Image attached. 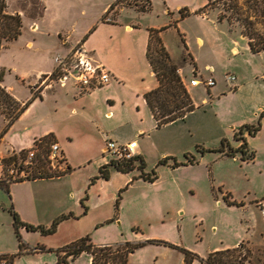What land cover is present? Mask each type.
<instances>
[{"label":"rangeland","instance_id":"1","mask_svg":"<svg viewBox=\"0 0 264 264\" xmlns=\"http://www.w3.org/2000/svg\"><path fill=\"white\" fill-rule=\"evenodd\" d=\"M115 1H117L116 8L109 14L112 19L124 10V15L131 17L135 14V10L141 11L146 5L151 8L149 0ZM229 2L230 0L215 2L208 7V11L216 13L218 19L221 14L230 15L233 12V16H239L236 9L231 8L233 3ZM238 2L240 16L244 18L249 14L255 30L263 36L264 17L244 0ZM43 5V0H8V10L20 12L24 26L17 40L6 43L0 49V75L3 74L5 85H11L13 93L20 99L29 96L30 88L38 94H41L44 88L49 90L61 88L59 84L40 86L39 77L36 79V85H30V88L18 80V75L25 73L36 75L40 67L49 64L54 40L51 36L33 32L31 28V24L39 19ZM144 17L142 16L145 22L159 25L168 21L167 19L171 20V17L163 12L160 0H153V12ZM222 21L241 41L243 22L236 19L230 23L227 18ZM197 24L194 19H189L183 23V26L189 29L188 39L191 41V47L203 61L210 59V56L206 48L197 46L193 31H196ZM44 27H46L45 31H48L47 29L52 31V28ZM33 38L37 39V43L34 48H30L26 42ZM166 39L176 61H179L183 54L187 61H191L176 29L172 27L168 30ZM220 64L217 66L221 74L227 68ZM180 67L183 65L180 64ZM190 69V66L185 68L186 76L183 79L188 83L193 78ZM210 73L207 70L206 76H210ZM124 75L125 82L119 87L103 89L107 86L105 85L91 91H98L94 101L102 113L109 110L108 105L112 104V100L117 105L115 116L101 117L98 127L107 137L106 141L126 142L137 139L144 149L146 170L150 172L156 169L159 172L158 179L154 182L144 180L140 177L137 168L125 175H120L112 169L110 185L105 190L101 188V195L94 193L91 202L92 209L95 207L94 214L100 213L97 208H101L103 215L114 209L115 215L118 216L117 220L93 227L90 226L89 221L77 226L71 223L72 225H67L69 227L66 226L58 233L49 236H43L38 231H29L25 227L21 228L22 239L28 245V250L44 249L19 255L15 258L14 264H59L56 249L87 235L94 244H117L126 241L144 243L131 254L128 264H182L184 254L181 247L195 252L200 257L192 264H204L201 259L211 251L234 248L242 242L243 245L238 251L225 256L228 263L264 264V150L256 151L254 160L235 162L233 159L220 157L210 151H207L203 157L204 154L197 148L198 146L214 148L221 143L214 140V137L217 133H223L230 121L235 120L238 113L243 111L240 102L229 97L215 105L213 103L215 95L211 99L203 84L192 85L189 92L197 106V111L192 115L194 126L191 128L184 121L176 123L172 121L157 127L148 111L139 113V108L143 106L142 90L147 85L156 84L151 68L148 66L146 69L141 67L140 70L138 68L131 70L128 67ZM198 77L201 78V75L198 74ZM1 83L4 84L3 81ZM108 94L111 95L110 98H106ZM204 97L209 99L208 103L203 101ZM2 111L3 107L0 106V119L1 116L5 117ZM42 115L46 119L53 120L64 117V89L56 96L46 97L45 101L33 110L32 116L24 122L28 123L27 130L43 131L44 128L39 121H31L32 118H40ZM61 126L64 129V125ZM140 128L143 132H139ZM88 129L91 131V135L86 138L89 148L83 151L95 154V151L100 149L101 135L94 127ZM188 148L197 157V162L193 165L173 167L172 159H168L167 163H160L165 153H169L167 157H175L179 162L185 161V149ZM106 155V159H111V155ZM46 161L47 170L54 171L48 158ZM96 165L97 162L93 161L86 169L77 171L78 178L81 181L86 180ZM93 177L95 176H91V184ZM128 177L130 181L122 188H117L118 183ZM10 184L6 183L0 187V203L5 205L0 208V249L18 252L20 243L13 225V216L8 210L10 198L4 189ZM228 192L231 194V200L236 201V204L227 203L224 194ZM118 198L120 203L119 209L116 210ZM48 221L50 222L29 223L50 225L53 219ZM90 257L84 252L76 259L69 258L68 262L91 264ZM4 262L6 263V260L1 264Z\"/></svg>","mask_w":264,"mask_h":264},{"label":"crops","instance_id":"2","mask_svg":"<svg viewBox=\"0 0 264 264\" xmlns=\"http://www.w3.org/2000/svg\"><path fill=\"white\" fill-rule=\"evenodd\" d=\"M160 1L163 6V12L166 16H170L171 20L167 19L168 21L159 25L144 21V16L153 12V0H150L151 9L149 11L135 10V14L128 17L124 15V10L116 18H113L112 21H105L104 16L110 11L111 5L116 2L115 0H43L45 5L43 15L39 19H36L34 24H31V28L33 32L39 33V35H48L53 38V50L50 53L49 64L45 67H40L36 71V75L27 73L18 75V80L22 84L28 85L29 88L30 85L35 86L36 79L40 75L54 68V57L56 54L65 53L78 42L83 41L87 48L92 51L94 57L106 64L112 73L113 79L103 89L116 88L123 85L125 82L124 74L128 67L131 70L134 68L140 70L141 67L146 69L148 66L151 68V72L156 78V84L147 85L142 90L143 106L141 105L142 107L139 108V113H146L148 111L156 123L144 98V93L155 88L159 83L148 60L147 51L150 29L164 28L160 31V36L170 53L172 61L179 67L182 79H185V68L187 66L191 67L190 71L193 76L198 74L206 76L207 70L213 68L214 71L210 75L216 78V85L207 89L211 99L215 95L213 103L217 105L224 99L233 97L243 107V111L238 113L236 119L230 121L231 123L227 125L223 133H217L218 135L216 134L214 140L221 142L225 138L233 147L237 148L242 144V140L235 139V134L241 126L255 123L261 118L262 127L258 133L251 136L245 130L244 136L247 139L250 150H255V152L259 149L264 150V50L259 53L252 52L249 40L244 34H240V41L234 36L224 21L218 20L216 13H210L208 8L207 10L206 8L202 10L210 0ZM182 8H187L190 14L182 17L180 14ZM189 19H194L198 23L195 28L196 31L193 30L195 32V41L199 48H206L208 50L210 59L201 61L200 56L192 49L191 41L188 39L189 29L183 26V23ZM44 26L52 28V31H49L50 29L45 31L46 27ZM34 27L36 28L33 29ZM172 27L179 32L181 39L184 38V41L183 39L182 41L184 44H187L185 51L191 61H187L184 58V54L179 61H176L173 57L172 49L166 39V33ZM36 43L37 39L33 38L29 39L26 45L34 48ZM219 63L224 68H227L224 73H219V66H217ZM180 64L183 67H180ZM227 73H234L237 76L234 88H231V85L226 80L225 76ZM3 79L4 84L1 83L2 81L0 83L6 86L8 91L20 102H25L31 98V88L29 96L20 99L13 93V87L5 85V78ZM184 82L190 91L192 85L186 81ZM62 89H64V117L54 120L46 119L43 115L40 118H32L31 121H39L44 130L38 132L27 130L28 123L24 122L32 116L33 110L43 103L46 97L51 95L56 96L62 92ZM97 92L81 93L73 83H69L64 87L61 86L57 90L44 88L41 91L42 97L36 98L18 120L5 132L3 130L7 122L5 117L1 116L0 132L2 144L0 146V153L8 155L12 151L27 149L33 145L36 139L53 134L54 140L60 143L64 155V164L67 168L60 175L20 180L10 184V205L13 204L15 210L23 220L37 223L50 222L48 220H54V218L62 214L73 213V216L60 222L56 233L71 223L77 226L83 225L85 221H89L88 223L93 227L99 224H110L112 221L117 220L118 216L115 215L114 209L110 210L106 215L102 214L101 208L96 209L100 212L99 214H94L95 207L92 209V196L94 193L101 195V188L104 190L108 188L111 183L112 169L120 175L129 173L119 171L114 166H109V179L100 177L91 184V176L98 175L100 168L110 161V159H106L107 155L105 153L108 140L106 141L107 137H105L104 132L99 129L98 125L101 123V117H114L116 114L115 108H117L116 103L112 100V104L108 105L109 110L102 113L94 101ZM110 96L108 94L106 98H110ZM203 101L208 103L209 99L204 97ZM196 109L186 114L184 118L174 120L172 123L184 121L192 128L195 124L192 115L197 111ZM262 113L263 115H261ZM23 123L24 125H22ZM62 124L64 125V129L61 126ZM89 127H94L98 134L101 135L100 149L95 151V154L83 151L89 148L86 139L91 135ZM209 131L212 132L210 129ZM139 132H143V129L140 128ZM137 143L136 156L140 155L144 157V149L138 140ZM188 152L191 153L190 149H185V154ZM214 153L223 158L233 159L235 162L242 160L240 153L235 157L224 156L219 152ZM168 154L165 153L164 157H167ZM202 156L204 157L205 153ZM93 161H96L97 165L88 174L86 180L82 179L81 181L78 178L77 171L83 168L86 169ZM145 171H147L146 168ZM129 181L130 177L122 179L118 183L119 187L117 188H122ZM89 190L90 192H88ZM86 194L87 200L85 199ZM83 200L86 207L82 203ZM1 206L4 207L5 205L0 203V208ZM16 252L0 249V254H12ZM182 264H184V260Z\"/></svg>","mask_w":264,"mask_h":264},{"label":"trees","instance_id":"3","mask_svg":"<svg viewBox=\"0 0 264 264\" xmlns=\"http://www.w3.org/2000/svg\"><path fill=\"white\" fill-rule=\"evenodd\" d=\"M223 1L226 0H210L208 4L204 8H202V10L211 7L215 2ZM244 1L246 4H249L251 8L255 9L256 12H260V15L264 17V0ZM229 3H233L231 4V8L236 9L237 15L239 16H233L234 12L230 15L221 14L218 20L222 21L224 18H227L230 23L232 21H235L236 19L241 20L243 22H241L243 24L242 34H244L248 38L252 52L259 53L263 51L264 34L263 36L261 34H258V32L254 28V22L251 20V16L249 14L244 18L240 16V14L238 13V0H230ZM114 5L115 3H113L111 7H114ZM44 8L45 5H43V11L40 13L39 18L43 15ZM150 9L151 8L146 5V8H141V11H149ZM227 9L228 8H226V10ZM180 14L182 17H185L189 15L190 12L187 8H182L180 10ZM23 26L24 23L22 14L17 11L10 12L8 10V0H0V49L6 43L17 40L22 34ZM163 29L164 28L150 29V39L148 44L147 56L159 83L155 88L144 93V98L156 120L157 127H161L164 124H167L179 118H184L186 114L195 110L197 107L184 80L182 79V76L178 72V66L172 62L170 53L163 43V40L160 36V31ZM182 39L184 41V38ZM185 46H187L186 43ZM0 81H3V74L0 75ZM38 97L41 98L42 95L32 91L31 98H29L25 102H20L8 91L6 86L0 83V106L3 107L2 113H5V118L7 121L3 132L7 131L8 128L16 120H18L22 113ZM261 115H263V113ZM261 127V118H259L255 123L242 125L239 131L235 134V139L242 140V144L237 148L233 147L231 143L225 138L221 140L220 145L216 148H200V146H198L197 148L202 154L206 153L207 151H211L219 152L224 156L235 157L238 153H240L241 159L243 161L254 160L256 157V152L255 150H250L248 148V143L246 137L244 136V131L246 130L248 135L254 136L258 133ZM42 139L45 140V142H50L54 139V135L49 134L42 137ZM47 151L48 148L44 147L43 152L39 156L38 167L44 170V172L37 177H51L62 174L48 172L46 161V154L48 153ZM185 157L186 160L182 162H179L175 157H164L160 161V163H167L168 159H172L173 167H177L179 165L194 164L197 162L196 155L192 153H186ZM109 166H114L119 171L126 173L137 168L140 170V177L149 182H154L159 177V172L156 169H153L150 172L145 171L146 161L143 156L137 155L134 158L127 160H111L109 163L100 168V173L92 179L93 183L97 178L100 177L109 179ZM4 189L11 199L9 186L5 187ZM230 197L231 194L229 192L225 193L224 198L227 203L231 205L236 204V201L231 200ZM86 198L87 196L85 197V199ZM120 198L117 199L116 210L119 209ZM82 203L86 207L84 200ZM8 210L13 216V225L20 243V249L16 253L0 254V264L3 260H6V263L4 262V264H14V260L17 256L24 253H33L44 249L37 248L33 251L28 250V245H26V243L22 239V235L20 232L21 228L25 227L29 231H38L43 235H50L56 233L58 225L61 221L73 216V213L70 212L58 216L50 225H35L24 221L20 217L19 213L15 210L13 204L8 207ZM143 244L144 243L131 241L117 244H94L91 237L87 235L67 245L57 248L56 252L58 255L59 264H69V258L76 259L84 252L88 253L91 256V264H128L131 254L134 253L136 248ZM242 245L243 242L234 248L211 251L205 258H202L201 260L204 264H229L228 260L225 259V256H229L230 254L238 251V249ZM180 249L184 254V264H192L195 259H200V257L195 252L182 247ZM62 251L63 254H61Z\"/></svg>","mask_w":264,"mask_h":264},{"label":"built area","instance_id":"4","mask_svg":"<svg viewBox=\"0 0 264 264\" xmlns=\"http://www.w3.org/2000/svg\"><path fill=\"white\" fill-rule=\"evenodd\" d=\"M116 4L117 1L114 7H110V11L104 16L105 21H112V17L109 14L116 8ZM54 61V68L39 76L40 86L44 85V87H47L59 84L64 87L69 83H73L81 93H87L107 85L113 79L107 65L97 60L83 41L78 42L65 53L56 54ZM208 70L211 73L214 71L213 68ZM178 72L180 73L179 69ZM225 77L231 88H234L237 81L236 74L227 73ZM190 84L193 86L203 84L208 89L216 85V78L213 75H201V78L198 75H194L190 79ZM1 144L2 136L0 135V146ZM137 146V139L126 142L108 140L105 153L111 155L110 161L132 159L136 156ZM44 147L48 148L47 158L50 166L54 168V171L48 172H65L67 168L64 164V155L60 143L56 140L45 142L42 138H38L27 149L12 151L8 155L0 153V187L6 183L10 184L20 180L33 179L41 175L44 170L38 167V159Z\"/></svg>","mask_w":264,"mask_h":264}]
</instances>
